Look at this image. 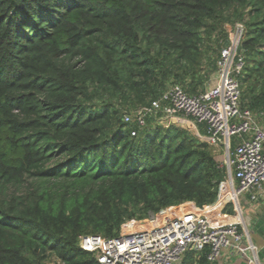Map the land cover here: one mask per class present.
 <instances>
[{
	"label": "trees",
	"instance_id": "1",
	"mask_svg": "<svg viewBox=\"0 0 264 264\" xmlns=\"http://www.w3.org/2000/svg\"><path fill=\"white\" fill-rule=\"evenodd\" d=\"M235 24L240 107L258 114L264 0H0V264H97L80 235L213 203L214 148L154 119L132 137L122 117L171 85L203 92Z\"/></svg>",
	"mask_w": 264,
	"mask_h": 264
},
{
	"label": "built area",
	"instance_id": "2",
	"mask_svg": "<svg viewBox=\"0 0 264 264\" xmlns=\"http://www.w3.org/2000/svg\"><path fill=\"white\" fill-rule=\"evenodd\" d=\"M226 27L228 41L203 92L188 96L179 86H169L160 99L122 117L123 122L135 125L132 137L145 127L147 119L162 126L191 123L201 142L224 155L221 166L226 176L218 185L216 199L202 208L186 202L161 209L147 219L129 221L115 237L80 235L78 247L92 254L97 264H182L187 253L200 254L206 248L211 263H217L226 251L246 264H259L258 249L241 216L240 200L245 195L255 200L264 186V109L253 114L240 107L237 77L244 61L238 48L243 26ZM200 124L204 134L198 131ZM231 139H236L232 149ZM231 216H237V220L226 222ZM135 224L141 226L134 228Z\"/></svg>",
	"mask_w": 264,
	"mask_h": 264
},
{
	"label": "crops",
	"instance_id": "3",
	"mask_svg": "<svg viewBox=\"0 0 264 264\" xmlns=\"http://www.w3.org/2000/svg\"><path fill=\"white\" fill-rule=\"evenodd\" d=\"M241 216L248 224L251 241L258 249L259 264H264V186L256 193V199L251 200L249 195H245L240 200ZM237 216H231L226 222H233ZM216 264H246L238 256H230L223 251L221 258Z\"/></svg>",
	"mask_w": 264,
	"mask_h": 264
},
{
	"label": "rangeland",
	"instance_id": "4",
	"mask_svg": "<svg viewBox=\"0 0 264 264\" xmlns=\"http://www.w3.org/2000/svg\"><path fill=\"white\" fill-rule=\"evenodd\" d=\"M226 28H229V27H226ZM227 30H229V29H227ZM171 86H174V85H171ZM135 111H136V110H131L129 114H134ZM178 125H179L178 127L184 128V129L188 130L190 133H193V134L196 133V131H195L193 125H192L191 123H189V122H183V123H180V124H178ZM231 141H232V139H231ZM214 152H215V155H216L218 158H220V159H221L222 156H224V155H222V153L220 154V149H216V148H214ZM219 155H220V156H219ZM221 162H222V161H221ZM135 222H138V221H135ZM138 226H141V224H135L134 228H138ZM51 259H52V258H51ZM48 264H54V262H53L52 260H50V261L48 262Z\"/></svg>",
	"mask_w": 264,
	"mask_h": 264
},
{
	"label": "bare ground",
	"instance_id": "5",
	"mask_svg": "<svg viewBox=\"0 0 264 264\" xmlns=\"http://www.w3.org/2000/svg\"><path fill=\"white\" fill-rule=\"evenodd\" d=\"M228 220H230V219H228V218L225 219V221H228Z\"/></svg>",
	"mask_w": 264,
	"mask_h": 264
}]
</instances>
